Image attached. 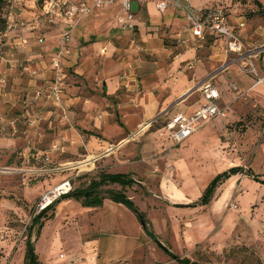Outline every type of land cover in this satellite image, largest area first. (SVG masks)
I'll return each instance as SVG.
<instances>
[{"label":"rangeland","instance_id":"1","mask_svg":"<svg viewBox=\"0 0 264 264\" xmlns=\"http://www.w3.org/2000/svg\"><path fill=\"white\" fill-rule=\"evenodd\" d=\"M218 2L220 6H229L228 0ZM43 3L8 0L0 11L6 18V28L0 30V264H25L28 240L34 245L42 226L54 216L56 207H48L38 214V222L33 220L38 203L48 190L65 179H70L74 188L86 187L91 179L110 171V162H122L110 161V154L120 150L125 154V170L137 176L141 163H154L151 170L157 178H148L144 185L138 183L124 190L145 214L158 240L173 253L201 262L264 264V81L258 83L264 77L260 63V58L264 59V45L246 44L248 49L256 48L246 56L232 53L231 62L253 75L256 83L243 90L238 84L234 88L235 79L230 78L234 96L225 105L228 115L207 122L197 137L179 144L165 139L162 129L168 116L164 111L151 120L152 124H142L135 133L127 135L129 141L122 145L120 141L110 144L108 134L97 133L98 143L102 139L109 143L99 151L88 152L78 125L62 106L33 97L31 79L38 74L33 70L37 69L38 59L32 60L28 46L20 47L13 37L25 31L34 32L20 27L8 29L10 12L16 21L27 22L32 15H40ZM137 10L138 3L134 1L132 12ZM123 16L121 12L115 20L119 35H127L124 22L119 20ZM131 30V35L138 32ZM33 42L37 44L35 39ZM252 65L259 74L251 71ZM64 130L71 138V146L66 149ZM55 142H60V147L52 150ZM75 144L77 150L72 147ZM89 157L92 160L87 162ZM92 157H96L94 161ZM237 165L253 169L259 179L243 173L233 178V174L217 187L209 204L187 206L201 197L218 173ZM114 187L119 186H103L102 194ZM139 222L144 227V222ZM54 229L55 225L50 224L47 231L53 233ZM63 233L74 244L82 242L70 227ZM93 234L103 244L110 243V231L104 234L96 230ZM148 237L146 264H181ZM48 248L44 238L39 247L44 259Z\"/></svg>","mask_w":264,"mask_h":264},{"label":"crops","instance_id":"2","mask_svg":"<svg viewBox=\"0 0 264 264\" xmlns=\"http://www.w3.org/2000/svg\"><path fill=\"white\" fill-rule=\"evenodd\" d=\"M218 1L181 0L182 8L169 6L165 12H159L152 3H138L133 20V28L138 31L136 35H131L133 28H125L127 35L118 34L115 20L122 12L120 2L95 10L80 20L72 33L69 52L62 58L65 79L61 106L78 125L81 141L88 152L99 151L109 143L103 139L98 143L97 133L108 134L110 144L120 141L122 145L129 141L127 135L164 111L167 121L177 113L193 114L206 101L202 91L205 83L210 82L218 90L221 106L234 96L230 78L235 79L232 85L238 84L243 90L255 85L253 75L231 62L232 53L227 52L223 36L206 31L204 38H199L192 33L186 10L197 15L200 8L220 6ZM257 1L264 10L262 0H228L229 6L222 7L227 11L230 26L243 42L261 47L264 45V17ZM59 33L58 28L51 29L42 43L36 41L34 33L27 31L13 37L20 47L28 46L31 59H38L37 69H33L38 74L31 79L34 99L37 91L44 90L53 78L52 60L59 50ZM260 63L264 71V59L260 58ZM114 117L118 120L114 121ZM199 130L189 138L197 137ZM62 133L66 149L71 146V138L68 130ZM162 136L174 142L164 130ZM51 147L57 150L60 142ZM72 147L78 148L76 144ZM112 159L122 162H110L107 173L130 174L135 184L143 185L148 178H157L152 174L154 163L151 161L141 163V171L137 172L140 176H137L125 170L127 165L122 150L111 153L110 161ZM107 162L106 159L104 163ZM159 181H163L162 177ZM113 185L119 186L115 189H122L119 184ZM124 192L134 201L127 191ZM55 207L54 216L42 226L34 244L40 263L146 264L145 247H150V239L136 213L125 204L105 198L100 206H85L81 200L64 198ZM50 224L55 225L53 233L47 231ZM69 227L79 234L80 244L64 236L63 232L67 233ZM96 230L104 234L110 231V243L103 244L91 235ZM44 238L49 245L45 259L39 252Z\"/></svg>","mask_w":264,"mask_h":264},{"label":"built area","instance_id":"3","mask_svg":"<svg viewBox=\"0 0 264 264\" xmlns=\"http://www.w3.org/2000/svg\"><path fill=\"white\" fill-rule=\"evenodd\" d=\"M134 1L140 4L152 3L159 12H165L169 6L183 7L181 0H44L40 15L34 16L27 22L16 21L13 17V13L10 12L8 16V29L20 27L23 30H31L34 32L38 43L45 41L51 29L58 28L60 30L59 50L52 60L54 70L53 78L47 86V91H37V98L43 97L62 105L65 79L62 58L69 52L72 33L80 20L84 16L93 13L95 10L109 7L120 2L121 11L124 13V16L120 17L119 20L124 22L125 28H133L135 14L132 12V2ZM186 19L190 24L194 36L204 38L206 31L223 36L226 41V50L229 53H237L238 56H246L252 54L256 49L247 48L241 36L230 26L227 11L222 6L200 8L197 11V15H195L193 11L186 10ZM61 26H63V28H61ZM251 71L257 73L255 66L252 65ZM263 81L264 77H261L258 83ZM233 87L237 88L235 84H233ZM202 91L206 101L201 107L191 115L177 113L170 120L166 121L163 126V130L167 133V136L177 144L189 138L212 119L217 117L224 118L228 115V108L219 104V92L210 82L203 85ZM152 123L153 121L147 123V125ZM90 158L91 157L87 159V162L92 160ZM92 158L94 161L96 157ZM90 163L91 162L87 164ZM73 189L74 186L70 179H65L52 187L42 196L38 203L36 215L40 214L63 195L70 193ZM63 256L62 254L61 257Z\"/></svg>","mask_w":264,"mask_h":264},{"label":"trees","instance_id":"4","mask_svg":"<svg viewBox=\"0 0 264 264\" xmlns=\"http://www.w3.org/2000/svg\"><path fill=\"white\" fill-rule=\"evenodd\" d=\"M44 0H40L41 4ZM8 4V0H0V11L5 5ZM258 6L260 7V13L264 14L262 5L257 1ZM6 28V18L0 13V30L3 31ZM243 173L247 176L259 179L258 175L251 168H245L243 166H233L229 169L218 173L209 183L205 191L202 193L201 197L187 206H198V205H207L214 198L217 187L223 183L227 178L233 174ZM264 182V181H263ZM136 181L132 178L130 174L124 173H107L102 172L99 175V178H93L86 187H76L70 193L63 195L61 198L56 200L49 208L53 209L56 204L64 198H74L76 200H81L82 204L85 206H100L102 205L105 198H110L115 202H120L129 207L133 212L136 213L137 217L144 222V229L147 234L155 240L158 245L174 259H177L181 264H220L215 262H201L196 260H191L188 257H180L173 253L168 247L159 242L156 233L149 228V221L146 219L145 214L141 212L136 206L135 202L124 192V188L132 187ZM113 184H119L122 186V189L108 188L105 190L106 195L102 194L103 186H109ZM41 219L40 215H36L33 219L34 222H38ZM25 264H39L38 255L35 252V247L30 240L27 242V253H26Z\"/></svg>","mask_w":264,"mask_h":264}]
</instances>
